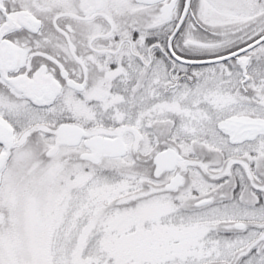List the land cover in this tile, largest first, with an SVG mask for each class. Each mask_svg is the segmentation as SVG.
<instances>
[{
  "label": "snow or ice",
  "instance_id": "1",
  "mask_svg": "<svg viewBox=\"0 0 264 264\" xmlns=\"http://www.w3.org/2000/svg\"><path fill=\"white\" fill-rule=\"evenodd\" d=\"M0 264H264V0H0Z\"/></svg>",
  "mask_w": 264,
  "mask_h": 264
}]
</instances>
